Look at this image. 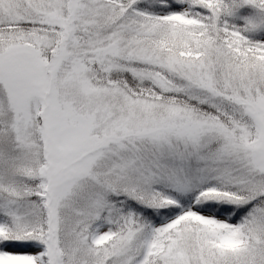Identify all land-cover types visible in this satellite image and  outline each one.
Instances as JSON below:
<instances>
[{
    "label": "snow or ice",
    "instance_id": "obj_1",
    "mask_svg": "<svg viewBox=\"0 0 264 264\" xmlns=\"http://www.w3.org/2000/svg\"><path fill=\"white\" fill-rule=\"evenodd\" d=\"M0 264H264V0H0Z\"/></svg>",
    "mask_w": 264,
    "mask_h": 264
}]
</instances>
